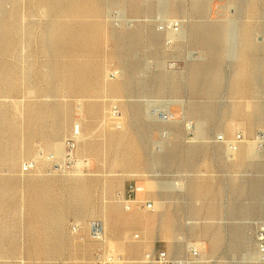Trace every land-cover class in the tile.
<instances>
[{
	"label": "rangeland",
	"instance_id": "rangeland-1",
	"mask_svg": "<svg viewBox=\"0 0 264 264\" xmlns=\"http://www.w3.org/2000/svg\"><path fill=\"white\" fill-rule=\"evenodd\" d=\"M76 126L89 170L56 173ZM260 131L264 0H0V264H93V220L130 264H264Z\"/></svg>",
	"mask_w": 264,
	"mask_h": 264
},
{
	"label": "built area",
	"instance_id": "built-area-1",
	"mask_svg": "<svg viewBox=\"0 0 264 264\" xmlns=\"http://www.w3.org/2000/svg\"><path fill=\"white\" fill-rule=\"evenodd\" d=\"M111 123L120 127L119 121L121 119L120 106L117 101H113L111 105L110 114L108 115ZM81 127L76 126L73 132L66 138L64 157L57 160L53 165V171L61 174H86L89 170L90 164L87 158H84L78 153V146L80 143ZM244 134L239 133L236 140H244ZM257 140L261 141V145L264 142V133L259 132ZM36 166L35 161H28L24 164V170L28 171ZM136 188H131L128 191L121 192L120 196L124 203V208L127 211H131L133 207L138 203L135 193ZM144 208L147 211L154 212L155 204L151 201L144 203ZM70 228L73 234L78 235L80 239L85 240V236L82 234L83 225L78 221H73L70 224ZM87 237L99 243V246L95 250L93 264H123L124 258L122 255H117L112 252L107 246V235L105 223L102 220H93L89 226V232ZM206 246L202 241H189L185 253L180 257H170L165 253H147L145 255L144 262L154 264H200V259L205 251ZM257 252L260 262H264V224L260 225L257 235Z\"/></svg>",
	"mask_w": 264,
	"mask_h": 264
},
{
	"label": "bare ground",
	"instance_id": "bare-ground-1",
	"mask_svg": "<svg viewBox=\"0 0 264 264\" xmlns=\"http://www.w3.org/2000/svg\"><path fill=\"white\" fill-rule=\"evenodd\" d=\"M118 15V14H117ZM116 16V15H115ZM119 16V15H118ZM116 18H118L117 16H116ZM223 139H224V141L223 142H225L226 144H227V147H228V149H229V154L231 155V154H234V152L236 151V142H237V140L235 139V140H233V141H228V140H226L225 138H224V136H223ZM258 141V143H260L261 141H259V140H257ZM65 144H66V142H65ZM261 144V143H260ZM65 152V151H64ZM64 157V153H63V156L60 158V159H62ZM60 159H58V160H60ZM89 164H90V162H89ZM69 174V173H68ZM140 190L142 191V192H140ZM139 191H138V193L139 194H142V193H144L143 192V189H140ZM145 190V189H144ZM141 196V195H140ZM141 198V197H140ZM121 201H122V199H121ZM157 206H156V203H155V210H154V213H156L157 212ZM193 223V221H191V220H189L187 223H186V226H189V225H191ZM112 250H114V248L112 247ZM113 253H115V252H113ZM115 254H117V253H115ZM117 255H120V254H117ZM257 256H258V252H257ZM251 261V260H250ZM124 263H125V259H124ZM123 263V264H124Z\"/></svg>",
	"mask_w": 264,
	"mask_h": 264
},
{
	"label": "crops",
	"instance_id": "crops-1",
	"mask_svg": "<svg viewBox=\"0 0 264 264\" xmlns=\"http://www.w3.org/2000/svg\"><path fill=\"white\" fill-rule=\"evenodd\" d=\"M144 193H145V191H143ZM144 193H142V194H139V195H144ZM141 198H143V197H141ZM138 214V213H137ZM139 215H141V214H139ZM142 216H146L145 214H142ZM132 262H135V261H126V259H125V263L124 264H130V263H132Z\"/></svg>",
	"mask_w": 264,
	"mask_h": 264
}]
</instances>
